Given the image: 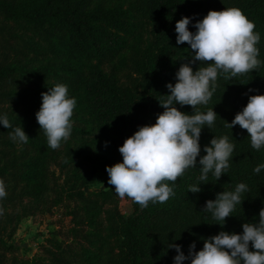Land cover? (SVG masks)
I'll return each instance as SVG.
<instances>
[{
    "label": "trees",
    "instance_id": "obj_1",
    "mask_svg": "<svg viewBox=\"0 0 264 264\" xmlns=\"http://www.w3.org/2000/svg\"><path fill=\"white\" fill-rule=\"evenodd\" d=\"M92 0H27L24 3L0 0V8L6 18L21 19L34 24L45 25L52 33L49 49L65 61L56 72L59 83L74 84L68 88L70 98L86 103L91 121L96 125L100 141L97 139L96 163L101 171L106 166L122 162L119 147L126 138L133 135L140 126L155 124L158 114L164 111L159 101L170 95L168 83L177 82L176 73L182 63L188 62L194 53L190 46L177 44L176 22L183 17L192 18L189 30L196 32L194 24L202 20L210 10L222 11L237 7L255 23V31L260 34L258 59L261 66L244 75L225 80L218 77L215 92L207 105H199L205 112L212 109L217 113L214 124L202 129L200 136L201 156L206 153L204 146H210L214 137L228 136L235 145L230 168L217 181L209 173L206 184H201L200 193L188 192L189 185L195 184L200 176L199 165L186 170L178 178L175 195L166 203H149L145 208L131 200V210L122 213L118 219L124 264H174L177 252L169 244H178L185 256L189 246L195 242L196 251L202 250L204 240L221 230L242 234V225L259 221V211L264 208V169L259 174L253 170L264 164V148L251 147L247 131L239 125L232 129L226 126L235 115L246 106L251 95H264V0H140L138 9L148 15L152 22L150 40L143 50L142 59L137 63L140 91L120 84L118 69L113 62L125 49L134 34V23L126 10L93 4ZM86 68H81L83 63ZM0 79L8 82L16 65L2 67ZM193 70L206 67L197 61L190 64ZM46 66L45 72L54 71ZM64 70V71H63ZM67 73H66V72ZM45 80L47 77L42 75ZM57 82L36 85L25 96L32 105L31 115L6 114L12 128L0 124V132L11 133L16 127H23L32 146H44L47 137L40 128L36 113L42 104L41 93L54 87ZM73 87V88H72ZM3 96L12 98L13 91H5ZM176 107L187 114L193 113L191 106ZM3 115V114H1ZM105 142H108L105 147ZM200 157H197L199 160ZM238 183H245L249 191L242 194V205H236L232 215L226 218L223 228L203 211L207 200H215L216 194L224 190H234ZM83 194V193H82ZM83 253L94 259L99 252L82 248ZM250 250L251 246H250ZM182 264H190L185 260Z\"/></svg>",
    "mask_w": 264,
    "mask_h": 264
},
{
    "label": "rangeland",
    "instance_id": "obj_2",
    "mask_svg": "<svg viewBox=\"0 0 264 264\" xmlns=\"http://www.w3.org/2000/svg\"><path fill=\"white\" fill-rule=\"evenodd\" d=\"M92 1L128 11L134 34L113 65L120 84L139 92L135 71L152 33L149 16L138 9L140 0ZM5 15L0 8V63L18 70L8 82L0 79V115H31L25 96L36 85L59 83L56 72L66 76L59 71L65 58L49 49L47 26ZM46 66L54 71L45 72ZM5 91L14 96H3ZM72 121L70 138L56 150L47 143L16 142L0 132V179L7 191L0 199V264H124L118 219L131 210V200L118 197L107 171L96 163L100 135L86 103L76 102ZM82 248L99 255L90 259Z\"/></svg>",
    "mask_w": 264,
    "mask_h": 264
},
{
    "label": "clouds",
    "instance_id": "obj_3",
    "mask_svg": "<svg viewBox=\"0 0 264 264\" xmlns=\"http://www.w3.org/2000/svg\"><path fill=\"white\" fill-rule=\"evenodd\" d=\"M191 20L183 17L175 25L176 43L189 45L194 56L179 67L177 82L166 85L170 95L159 101L164 111L158 114L155 124L140 126L125 139L118 149L122 162L106 166L108 184L113 186L118 197L122 200L127 197L141 208L149 203H166L175 195L170 184L175 185L189 168L199 165L200 170L197 183L189 185L191 193L202 191L200 185L207 183L209 173L218 181L227 172L235 145L228 136L214 137L210 146L203 148L206 154L200 155L201 131L205 125L210 128L214 124L217 113L213 108L201 112L198 106L208 104L221 74L229 80L261 66L257 47L260 34L241 9L210 10L194 24L195 33L189 30ZM197 61L207 66L194 71L190 64ZM41 95L42 104L36 120L47 137L48 147L56 150L71 136L76 100L69 97L68 86L63 83L48 88ZM177 104L191 106L193 113L180 111ZM0 124L6 129L12 128L6 114L0 115ZM236 125L247 131L253 149L264 148V95L249 96L242 111L226 124L230 129ZM9 137L20 143L29 140L23 127H16ZM107 144L105 142V147ZM261 169L264 164L253 171L259 174ZM248 191L245 183H238L234 190H224L216 194L215 200H207L203 211L211 213L214 220L222 221L217 224L223 228L226 218L233 216L236 205H242V194ZM6 196V185L0 179V199ZM242 228V234L221 230L205 239L199 251L195 250L193 242L187 256L180 245L169 244L168 247L177 252L174 264H182L185 260H190V264H264V208L259 211L258 223L246 222Z\"/></svg>",
    "mask_w": 264,
    "mask_h": 264
}]
</instances>
